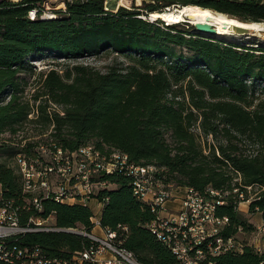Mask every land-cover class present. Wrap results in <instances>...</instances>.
<instances>
[{"label": "trees", "instance_id": "obj_1", "mask_svg": "<svg viewBox=\"0 0 264 264\" xmlns=\"http://www.w3.org/2000/svg\"><path fill=\"white\" fill-rule=\"evenodd\" d=\"M43 1L0 0V134H16L35 124L69 151L91 142L101 151L116 149L135 165L160 169L156 176L164 184L203 195L208 189L218 191L225 203L216 213L229 218L223 236L253 229L237 208V195H246L247 186L256 189L258 199L250 203L248 214L264 217V47L237 50L235 44L193 33L185 22L163 26L141 18L135 8L105 10L104 0L67 2L65 10L54 11V18L41 19ZM162 1L166 7L191 5L264 23V0ZM156 11L164 9L146 4L145 15ZM101 54L121 61L104 72L78 63ZM42 58L71 63L39 73V85L28 90L31 62ZM201 133L212 140L222 135L224 143L209 144ZM242 144L258 149L245 154L238 147ZM0 149L10 158L16 152ZM237 173L240 181L234 180ZM96 181L108 183L94 190V197L103 201L101 226L115 231L121 246L140 263L179 264L147 227L155 214L133 195L131 177L115 173ZM0 184L4 197L18 204V176L1 163ZM50 213L58 228H92L87 205L46 200L42 214ZM25 242L50 256L91 245L85 237L63 232L32 233ZM212 260L260 264L264 254L246 246L242 253H222Z\"/></svg>", "mask_w": 264, "mask_h": 264}, {"label": "built area", "instance_id": "obj_2", "mask_svg": "<svg viewBox=\"0 0 264 264\" xmlns=\"http://www.w3.org/2000/svg\"><path fill=\"white\" fill-rule=\"evenodd\" d=\"M73 1L86 0H44L40 18L49 19L47 11L52 14L65 10L66 3ZM119 1L115 2L116 8L125 7ZM103 6L108 10V0L103 1ZM36 14L37 9L30 11L29 18L35 19ZM149 15L141 18L153 22ZM22 132L0 134V147L16 151L10 158L13 165L7 167L18 176L21 191L20 201L14 205L12 200L4 197L0 184V264H143L121 246L115 231L100 224L98 212L103 201L94 197V190L98 186L107 187L108 183L96 180L101 175L115 173L131 177L133 195L155 214V220L147 227L172 252L179 264H215L213 257L228 252L239 254L246 246L264 254V217L260 213H257L259 223L252 229L257 241H241L237 233L227 237L222 235L229 225V218L216 213L217 207L225 203L218 191L208 189L203 195L189 187L164 184L156 176L160 169L135 165L128 155L113 148L101 151L93 144H87L69 151L54 140L39 142L33 137L22 138ZM234 180L240 181L239 173ZM179 189L182 190L181 207L177 212H169L165 205L176 197ZM245 189L246 195L242 192L237 195L238 210L241 204H248L249 208L250 203L258 199L251 186ZM237 192L234 189V193ZM46 200L70 205H87L96 201L98 208L92 211L90 218L92 228L86 231L56 227L53 213L42 214ZM120 229L123 235L126 228ZM39 232L74 234L89 239L91 245L67 255L50 256L39 245L25 242L27 235Z\"/></svg>", "mask_w": 264, "mask_h": 264}, {"label": "rangeland", "instance_id": "obj_3", "mask_svg": "<svg viewBox=\"0 0 264 264\" xmlns=\"http://www.w3.org/2000/svg\"><path fill=\"white\" fill-rule=\"evenodd\" d=\"M117 0H108V8L109 10H112L115 6V2ZM175 2H178L177 0ZM119 3H122V5H124L125 7H127L128 9H136L138 11H140V13H142V16L145 15V11H146V4H154L156 7H162V9L166 10V8H168V6H164V2L162 0H126L124 2H121V0L119 1ZM179 3V2H178ZM164 6V7H163ZM173 6H179V5H170L169 7H173ZM123 7V6H120ZM51 13L47 11V14ZM54 14V13H52ZM161 20H154L153 22H158ZM184 23V22H181ZM180 23V24H181ZM163 26L165 25L164 23H162ZM160 23H158V25H162ZM179 24V23H177ZM184 25V24H183ZM192 26L194 28V26L192 24L188 23V27ZM184 26H181V28H183ZM186 29L188 28L187 26H185ZM193 33L200 35L204 38H210V39H214V40H218V41H222L224 44H235L238 46V48H236L237 50H241V47H253V48H258V47H264V40H262L261 37H242L240 38L241 41L235 42L232 39H225L223 37H217V36H213V35H205L203 33H199L197 32L196 28H194L193 30H190ZM213 36V37H212ZM251 38V39H248ZM240 47V48H239ZM120 59H115L114 55L111 54H101L98 56H93V57H87L84 59H79L78 63L84 64V65H89L90 67H93L99 71H106L107 67L110 66L112 63L114 62H120ZM71 62H66L63 60H51L49 58H42L38 61H32L31 64H33V71L34 74L31 75V77L28 78L29 81V86H28V90L34 88L35 86L37 87V85H39V81L41 76L39 75V73H43L51 68H56V69H60V68H64L66 67L68 64H70ZM58 65V66H57ZM258 88L260 89V85L258 86ZM262 96L260 90H258V93L256 94V96ZM31 103H33V101H31ZM38 104V102H37ZM43 128H41L40 125H35V124H26L24 125V128H22L23 132L21 133L23 136L25 137H33L35 139H37V141L39 142H47L50 140H53L52 137H50L48 134V131L45 132V134H41ZM21 130V131H22ZM196 132H198L196 130ZM200 133V132H199ZM201 138L207 140V143L212 144V143H224L223 137L222 135H218L217 140L213 139L212 137L208 136L207 138H205L202 133H201ZM92 144V142H91ZM240 148V150L245 153L248 154L249 151H256L258 149L257 145H250V146H246L245 144H242L241 146H238ZM4 149H0V163L1 164H5V165H9L12 166L13 163L10 159V157H8V155L6 154V152L3 151ZM105 150H107V148H105ZM14 169H16L14 167ZM177 192V191H176ZM256 189L252 190V193H256ZM96 201H90L89 205L91 207V211H94L96 206ZM181 205V204H180ZM242 208L245 207V205H241ZM176 210V209H174ZM175 212V211H173ZM167 213V212H165ZM163 215V213H162ZM244 217H247V222L249 224H252L253 226L256 225L257 223H259L260 220V216L258 214H252V213H247L246 215H244ZM237 237L239 240L241 241H248L249 243H253L255 240L257 241V237H255L254 233L252 232V229H241V231L238 230L237 232Z\"/></svg>", "mask_w": 264, "mask_h": 264}, {"label": "bare ground", "instance_id": "obj_4", "mask_svg": "<svg viewBox=\"0 0 264 264\" xmlns=\"http://www.w3.org/2000/svg\"><path fill=\"white\" fill-rule=\"evenodd\" d=\"M124 1L126 0H121V2ZM119 4L122 5V3ZM149 14V18L152 21L161 20L166 22L168 25H174L176 23L185 21H188L192 25H195L198 22L207 23L215 27L216 32L214 34L207 32L203 34L223 37L225 39H232L235 42L241 41L240 38L242 37H261L262 40H264V23L243 22L210 9L197 8L191 5H179L168 7L164 11H156ZM46 15L49 19L54 18V14L48 13ZM187 15H193L195 18L187 19ZM237 27H243L244 29H247L248 32L242 34L237 33L235 30Z\"/></svg>", "mask_w": 264, "mask_h": 264}, {"label": "crops", "instance_id": "obj_5", "mask_svg": "<svg viewBox=\"0 0 264 264\" xmlns=\"http://www.w3.org/2000/svg\"><path fill=\"white\" fill-rule=\"evenodd\" d=\"M10 1H19V0H10ZM117 10V8H116V6L112 9V11H116ZM180 191H178V193H176V197L175 198H173L172 200H170V201H168L167 203H166V208L168 209V211L169 212H172V213H174L173 211H175V212H177L179 209H180V196H181V194H182V190L181 189H179ZM77 204H80V203H77ZM241 205H245V207H243L242 208V206ZM240 206H239V211H240V213L241 214H243V215H246L247 213H248V204H241ZM87 206L91 209V207H90V205H89V203L87 204ZM95 206H96V208H95V210H97V205L95 204ZM101 209L102 208H100V211H99V209H98V217L100 218V213H101ZM174 209H176V210H174ZM259 215V214H258Z\"/></svg>", "mask_w": 264, "mask_h": 264}, {"label": "water", "instance_id": "obj_6", "mask_svg": "<svg viewBox=\"0 0 264 264\" xmlns=\"http://www.w3.org/2000/svg\"><path fill=\"white\" fill-rule=\"evenodd\" d=\"M193 18H195L193 15H187V19H193ZM185 23H189V22L185 21ZM251 23H255V22H251ZM193 26H194V28H196L197 32H199V33L207 32L210 34H214L216 32L215 27H213L207 23L198 22ZM235 30L237 33H240V34L248 32V30L244 29L243 27H237Z\"/></svg>", "mask_w": 264, "mask_h": 264}]
</instances>
